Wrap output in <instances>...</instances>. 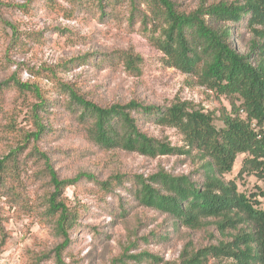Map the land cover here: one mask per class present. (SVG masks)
<instances>
[{
    "label": "trees",
    "instance_id": "16d2710c",
    "mask_svg": "<svg viewBox=\"0 0 264 264\" xmlns=\"http://www.w3.org/2000/svg\"><path fill=\"white\" fill-rule=\"evenodd\" d=\"M35 1L27 0L24 9L30 10ZM44 2L62 11L66 18L84 11L98 13L103 20L112 19L128 31L138 24V29L149 31L152 44L162 52L167 66L195 76L198 84L229 97L231 102V111L221 113L223 125L217 128L213 115L191 101L174 100L168 106L137 99L101 104L87 98L79 88L54 80L78 133L89 143L148 157L188 155L195 151L204 159L202 181L160 168L147 177L136 176L133 192L141 206L167 213L182 225L203 229L213 224L221 238L198 246L188 241L173 260L147 250L123 253L117 260L130 259L132 262L127 264L149 260L161 264H218L222 259H230L227 264H264V202L262 207L255 206L261 203L222 178L231 171L236 156L246 154L241 171L256 173L264 180V0H199L194 5H184L178 0ZM242 25L252 33L245 53H240L230 40L233 29ZM156 31L159 36L154 37ZM10 44L17 46V41L11 40ZM110 56L111 62L118 60L128 70L137 71L141 60L137 53L122 49L114 50ZM10 90L15 95L10 103L13 107L2 124L10 146L0 156V194L6 195L11 204L24 205L30 210L27 198L19 196L7 180L18 178L17 160L22 154L26 153V161L42 165L40 172L48 178L42 205L60 241L52 250L36 255L33 264L44 258L52 259L54 264H67L64 257L71 256L66 251L80 214L77 207L68 204L64 190L70 184H77L80 175L60 178L45 151L35 148V141L49 130L37 116L42 104L39 87L14 75L0 80V113H6L5 94ZM29 92L36 93L39 103L32 102ZM24 109L29 115L33 111L35 129L25 130L23 134L15 122L17 112ZM241 110L244 116L240 115ZM148 122L174 127L182 135L184 146H170L163 138L153 137L144 129ZM123 175L114 174L94 182L105 195L117 183L123 184ZM259 195L264 197V190Z\"/></svg>",
    "mask_w": 264,
    "mask_h": 264
},
{
    "label": "rangeland",
    "instance_id": "374dc122",
    "mask_svg": "<svg viewBox=\"0 0 264 264\" xmlns=\"http://www.w3.org/2000/svg\"><path fill=\"white\" fill-rule=\"evenodd\" d=\"M26 1L0 0V80L14 75L39 87L42 104L37 116L49 130L35 141V148L45 151L60 178L80 175L77 184H70L64 190L68 204L77 207L80 214L66 251L71 256L65 255V263L127 264L132 261L124 258L120 262L117 257L142 250L173 260L188 241L198 246L220 239L213 224L203 229L187 227L167 213L141 206L133 192L136 176L147 177L160 168L202 181L204 159L199 154L192 151L188 155L148 157L93 145L78 133L55 82L69 83L101 104L137 99L168 106L174 100L191 101L213 115L217 128L223 125L221 113L231 111L229 97L198 84L195 76L167 66L162 52L152 44L149 31L138 29V24L128 31L112 19L103 20L98 13L81 11L66 18L44 0H36L30 10L24 9ZM178 1L194 5L199 0ZM61 4L68 7L64 2ZM232 32V45L245 53L252 33L245 25ZM157 36L159 31L154 33ZM11 40L17 41V46H12ZM117 49L140 56L137 71L124 69L118 60L110 61V55ZM35 94L29 92L32 102L37 104L40 99ZM14 95L13 90L6 92L9 105L4 106L6 113H0V156L10 146L2 124L13 107L10 103ZM17 113L18 131L23 134L25 130L33 131V111L32 116L26 109ZM240 115L244 116L245 112L241 110ZM144 129L170 146L185 144L174 127L148 122ZM24 155L17 160L18 178L7 181L19 196L27 198L30 210L24 205L11 204L6 195L0 194V264H33L36 255L52 250L60 241L42 205L47 190L46 173L40 172V163L26 161ZM245 156L238 154L231 171L222 178L235 183L240 192L261 203L255 206L262 207L264 197L259 192L264 190V180L256 173L241 171ZM114 174H124L123 184L117 183L114 190L104 195L94 180L104 181ZM229 262L230 259H222L218 264ZM39 264L54 263L44 258ZM141 264L161 263L149 260Z\"/></svg>",
    "mask_w": 264,
    "mask_h": 264
}]
</instances>
